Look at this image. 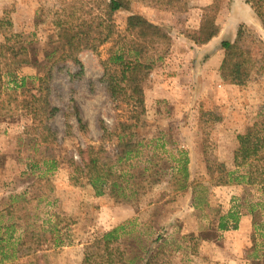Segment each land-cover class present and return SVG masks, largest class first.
Returning <instances> with one entry per match:
<instances>
[{
  "label": "rangeland",
  "instance_id": "1",
  "mask_svg": "<svg viewBox=\"0 0 264 264\" xmlns=\"http://www.w3.org/2000/svg\"><path fill=\"white\" fill-rule=\"evenodd\" d=\"M151 1L132 0L128 10L113 15L119 32L125 29L128 15L138 14L159 25L171 38L168 50L155 62L146 84L145 113L134 131L139 151L133 161L135 172L143 174L144 166L149 169L138 179L143 181L145 193L137 201L96 198L88 186H73L69 180L68 159L78 161V148L98 145L99 121L111 128L120 119L100 83V63L113 46L106 43L97 52L78 55L81 75L75 76L78 71L69 63L52 70L50 101L59 112L49 121L56 131L52 153L57 166L48 175L50 201L56 200L55 206L48 209L64 218L66 228L59 232L63 239L60 246L41 247L37 264H80L91 252L96 237L123 222L126 231L135 229L142 247L161 237L163 264H250L257 260L264 264V232H254L251 225L242 231L218 229L229 210L245 213L249 204L264 203L259 187L215 186L218 174L213 172L211 176L207 171L208 166L217 163L232 168L237 136L254 123L264 121V32L260 22L256 16L255 20L249 19L242 10L231 11L233 0H174L172 8L166 6V0H154L157 4ZM210 5L215 28L211 49L215 51L224 40L234 42L240 25L254 35H248L245 43L249 45L255 39L250 44L255 67L243 86L225 85L215 75L201 74L207 57L194 48L199 46L197 32L203 8ZM59 8V0H0V20H10L13 32L34 41L30 65L16 74L17 82L25 80V89L37 87L36 78L43 74L47 64L44 55L51 49L52 21ZM6 100L0 95V105ZM72 105L79 110L85 125L82 132ZM6 108H15L12 100ZM29 123L23 112L0 115V211L11 196L25 191L31 196L37 191V184L46 191L43 181L39 183L36 178L40 174L27 170L32 137L23 134V129ZM183 159H187L186 180L181 171ZM145 160H150L148 165ZM243 216L250 217L242 214L239 221ZM18 235L16 232L14 238ZM16 262L25 263L23 259Z\"/></svg>",
  "mask_w": 264,
  "mask_h": 264
},
{
  "label": "trees",
  "instance_id": "2",
  "mask_svg": "<svg viewBox=\"0 0 264 264\" xmlns=\"http://www.w3.org/2000/svg\"><path fill=\"white\" fill-rule=\"evenodd\" d=\"M59 1L60 8L52 21V34L49 36L51 49L44 55L47 64L43 67L42 76L36 78L37 87L32 89H25L23 78L17 82L16 74L21 68L30 65L34 41L13 32L10 20H0V36L3 37L0 44V95L8 98L1 101L0 115L14 116L17 112H23L29 118L30 123L24 127L23 134L32 137L28 146L32 149V155L27 156L26 166L30 173L37 171L40 174L36 178L39 183L42 180L46 188L44 192L37 184V191L31 196L25 191L6 200L5 208L0 211V264H17L16 260L19 259H23L24 264H37L41 247L53 248L63 243L59 232L66 228L64 218L48 209L56 204L54 198L50 201L51 195L47 191L51 188L48 175L57 166L52 153L57 140L56 131L49 121L59 112L58 107L50 101L53 95L50 89L52 70L69 63L78 71L75 76H79L82 65L78 55L84 51L97 52L106 43H113V46L107 58L100 63L103 71L100 83L120 119L115 120L111 128L99 121L101 135L98 145L78 148V161H74L73 157L68 159L69 180L73 186H88L96 198L107 196L113 200L137 201L145 193V185L138 179L149 169L144 166L141 169L143 174L135 172L133 161L138 158L139 151L134 141V131L139 118L145 113L146 84L155 62L168 50L171 38L159 25L138 14L128 15L125 29L119 32L113 15L128 10L132 0ZM175 2L166 0L165 4L172 8ZM244 2L251 8L264 31V0ZM151 3L157 4L154 0ZM203 12L197 32L199 45L207 44L215 36L211 14L213 6L203 8ZM248 35L254 38L244 25H240L234 42L224 40L220 43L222 60L218 74L225 85L243 86L254 70L255 61L250 44L255 39H251L249 45L246 44ZM1 79L6 82L2 84ZM20 95L23 97L19 100ZM11 100L15 107L13 110L6 108ZM71 108L78 129L82 132L85 125L79 110L75 105ZM236 139L238 146L233 152L232 168L217 163L208 166L207 171L211 176L213 172L218 174L215 186H258L264 202V121L254 123ZM148 161L144 163L148 165ZM186 164L187 159H183L181 171L184 180L188 177ZM246 208L245 213L229 210L221 218L218 229L235 231L238 229L239 217L248 214L253 231L264 232V203L249 204ZM125 225L123 222L96 237L91 252L82 258L80 264H163L165 253L159 246L161 237L150 240L148 247H142L135 229L126 231ZM16 232L19 235L14 238ZM251 248L254 250L253 246ZM259 262L251 261L250 264Z\"/></svg>",
  "mask_w": 264,
  "mask_h": 264
},
{
  "label": "crops",
  "instance_id": "3",
  "mask_svg": "<svg viewBox=\"0 0 264 264\" xmlns=\"http://www.w3.org/2000/svg\"><path fill=\"white\" fill-rule=\"evenodd\" d=\"M230 8L231 11L242 10L248 15L247 17H249V19L255 20L253 17L255 16L253 11L247 4H245L244 0H233ZM250 21L245 22V24H250ZM212 46H213V40H211L207 44L195 46L194 49H196V52H198L199 54H202L203 56L207 57V60H205L204 65L202 67L201 74L203 76L209 75L211 77L215 75V77L218 78L219 77L218 68L222 60V51L220 49V46L219 48L218 47L215 48V51L214 49H211ZM250 220L251 218L248 216L241 217L238 223L239 230L242 231L244 229L247 230L248 228H250L251 225ZM221 264H224V262L222 261Z\"/></svg>",
  "mask_w": 264,
  "mask_h": 264
}]
</instances>
